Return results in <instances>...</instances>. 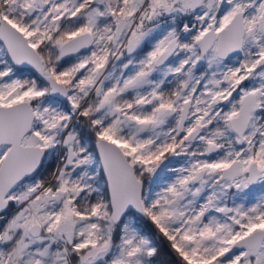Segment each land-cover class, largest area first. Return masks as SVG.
<instances>
[{"label":"snow or ice","instance_id":"6c2138e0","mask_svg":"<svg viewBox=\"0 0 264 264\" xmlns=\"http://www.w3.org/2000/svg\"><path fill=\"white\" fill-rule=\"evenodd\" d=\"M0 264H264V0H0Z\"/></svg>","mask_w":264,"mask_h":264}]
</instances>
